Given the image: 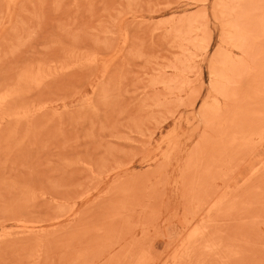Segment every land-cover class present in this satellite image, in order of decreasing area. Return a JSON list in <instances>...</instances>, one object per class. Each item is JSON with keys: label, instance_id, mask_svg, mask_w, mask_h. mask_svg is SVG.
<instances>
[{"label": "rangeland", "instance_id": "1", "mask_svg": "<svg viewBox=\"0 0 264 264\" xmlns=\"http://www.w3.org/2000/svg\"><path fill=\"white\" fill-rule=\"evenodd\" d=\"M0 264H264V0H0Z\"/></svg>", "mask_w": 264, "mask_h": 264}, {"label": "bare ground", "instance_id": "2", "mask_svg": "<svg viewBox=\"0 0 264 264\" xmlns=\"http://www.w3.org/2000/svg\"><path fill=\"white\" fill-rule=\"evenodd\" d=\"M28 74V73H27ZM221 75V74H220ZM24 76H25V74H24ZM220 79V78H219ZM222 79V78H221ZM220 79V80H221ZM257 94V93H256ZM259 94V93H258ZM259 115V114H258ZM235 119V118H234ZM230 135V134H229ZM228 208H230V207H228ZM231 209V208H230ZM234 211V210H233ZM220 214H221V212H220ZM223 219V218H222ZM209 221V220H208ZM57 226V225H56ZM204 229V228H203ZM28 230V229H27ZM33 230V229H32ZM28 231H31V229L30 230H28ZM41 231V230H40ZM32 234V233H31ZM242 237V236H241ZM239 243V242H238ZM242 243V242H241ZM239 249V248H238ZM233 250V249H232ZM234 253V252H233ZM232 254V253H231ZM222 259V258H221Z\"/></svg>", "mask_w": 264, "mask_h": 264}]
</instances>
